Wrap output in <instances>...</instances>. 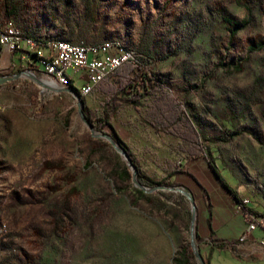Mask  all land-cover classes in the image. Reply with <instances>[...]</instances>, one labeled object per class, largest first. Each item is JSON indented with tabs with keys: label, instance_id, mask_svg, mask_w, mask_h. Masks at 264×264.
Returning <instances> with one entry per match:
<instances>
[{
	"label": "rangeland",
	"instance_id": "obj_1",
	"mask_svg": "<svg viewBox=\"0 0 264 264\" xmlns=\"http://www.w3.org/2000/svg\"><path fill=\"white\" fill-rule=\"evenodd\" d=\"M224 17L245 27L230 36ZM7 19L21 35L44 42L133 51L138 62L130 63L129 79L143 93V74L154 76L185 115L196 116L187 117L191 128L182 127L183 135L205 147L200 135L213 140L208 149L220 179L264 217V48L249 52L264 43V0H0V27ZM231 64L242 72L223 67ZM20 71L26 70L11 75ZM124 97L81 96L83 114L110 136H117L114 123L136 124L138 135V123L151 129L157 140L151 151L141 143L119 146L135 159L141 184L170 187L168 170L193 159L187 145L145 124L149 96L138 109ZM119 165L127 167L106 141L91 136L73 96L24 78L1 85L0 264H173L188 247L192 255L189 203L157 191L148 194L150 203L132 206L133 184L121 179ZM255 233L264 239L263 230ZM211 264L249 263L221 257Z\"/></svg>",
	"mask_w": 264,
	"mask_h": 264
},
{
	"label": "crops",
	"instance_id": "obj_2",
	"mask_svg": "<svg viewBox=\"0 0 264 264\" xmlns=\"http://www.w3.org/2000/svg\"><path fill=\"white\" fill-rule=\"evenodd\" d=\"M19 68L21 67L18 56L3 50L0 55V77L10 76ZM76 82L72 80L71 86L73 87ZM77 83L81 85V82ZM138 125L143 134H136V124L132 127L127 123H114L112 128L124 144L134 147L141 143L142 148L149 152L157 143L156 136L152 135L151 129L144 128L143 124ZM127 128H133V132L127 133ZM171 171L169 173L168 170L169 180L185 189L195 202L196 241L207 264L221 257L249 264L264 263V248L258 244L260 235L255 233L248 241L239 242L245 225L237 210L238 197L233 189L230 188L233 192L231 193L224 187L211 171L207 158L203 156L193 158L176 169L172 168Z\"/></svg>",
	"mask_w": 264,
	"mask_h": 264
},
{
	"label": "trees",
	"instance_id": "obj_3",
	"mask_svg": "<svg viewBox=\"0 0 264 264\" xmlns=\"http://www.w3.org/2000/svg\"><path fill=\"white\" fill-rule=\"evenodd\" d=\"M8 22H13L12 19H8ZM14 23V22H13ZM222 23L225 25L227 31L230 33V36L236 35L241 29L245 27V21L241 23H235L230 17H224L222 19ZM22 37L26 40H30L34 42L38 48H40V51L47 48L46 42L41 41L40 39H36L34 37L22 35ZM52 42H66V41H49V43ZM68 43V42H67ZM71 44V43H70ZM113 47V46H112ZM264 48V43L259 42L256 45H253L249 48L250 53L258 52ZM115 49H120L123 51H129L124 49L123 47H120L119 45H115ZM131 64L126 63L122 65L120 68L115 70L113 73L105 77L92 91V93H96L97 95H101L104 98H113L121 95H124L123 102L125 105H128L134 109H138L143 100L146 96H149L151 99V105L148 106L149 109H147V121H145V124H149L152 127L155 128H163L167 135H171L177 139L180 140V142L184 141L183 143L187 145V153L191 155L192 158L200 157V156H206L208 159V164L211 169V171L215 174V176L221 181L224 187H226L231 193L232 190L220 179L218 170L215 166V163L213 161V158L211 157V151L208 149L213 144V140L208 139L207 137H204L200 135V137L203 139V141L207 144L206 147L203 146L198 140L192 141L190 138L185 137L184 131L182 130V127L191 128L187 123V117H191L196 121V116L193 114H184L180 107L176 105V103L172 100L169 92L164 89V86L161 84L159 79H156L154 76H149L147 74H143V79L140 80L141 87L143 88V93L140 92L139 84H137L136 81L133 79H129V74L131 73ZM224 68H228L232 70V73H240L242 72V66L240 64H231L229 66H223ZM73 88V87H72ZM77 93H79V89L73 88ZM91 93V94H92ZM84 102V100H83ZM114 110H117V107L114 106ZM111 137L116 141L118 145L124 146L123 143L120 141V139L115 135L112 134ZM127 155L130 157L131 162L136 165L135 159L130 155L128 150L124 148ZM119 176L124 182H129L131 177L128 168L125 165H119ZM153 185H156L157 183H154L150 180H148ZM167 186H174V184L169 181H167ZM128 194L132 198L131 199V205L136 206L139 201H144L146 203L151 202V196H148L144 194L139 189L133 187L132 185H128ZM126 189V190H127ZM117 192H121L118 188V185L116 187ZM121 193H126V191H123ZM173 194V193H172ZM176 197L183 201V197L180 195H176ZM236 197V196H235ZM236 201L239 202L240 200L236 198ZM161 208H165L164 203L160 205ZM247 209V208H246ZM166 213L171 216L172 219L179 218V216L176 213H173L170 209H166ZM254 214H256L251 209H247ZM186 217L187 219L183 222L185 231H188V218H189V212L186 211ZM198 245V244H197ZM199 246V245H198ZM193 258V256L189 252V247L187 249L179 251V253H176V256L173 259V264H188L189 261ZM188 262V263H187Z\"/></svg>",
	"mask_w": 264,
	"mask_h": 264
},
{
	"label": "built area",
	"instance_id": "obj_4",
	"mask_svg": "<svg viewBox=\"0 0 264 264\" xmlns=\"http://www.w3.org/2000/svg\"><path fill=\"white\" fill-rule=\"evenodd\" d=\"M48 51H40L38 46L20 43V37L12 28L8 19L0 27V55L6 50L17 55L19 65L34 75H43L46 81L55 87H63V72H70L71 80L81 82L86 96L90 95L96 85L126 63H137L133 51L121 52L113 47L84 46L81 44L58 45L49 43ZM247 199L237 202V210L242 216L245 229L239 238L240 242L248 241L261 229L264 231V217H258L246 209ZM264 247V239L258 242Z\"/></svg>",
	"mask_w": 264,
	"mask_h": 264
},
{
	"label": "water",
	"instance_id": "obj_5",
	"mask_svg": "<svg viewBox=\"0 0 264 264\" xmlns=\"http://www.w3.org/2000/svg\"><path fill=\"white\" fill-rule=\"evenodd\" d=\"M21 78L32 81L33 83H35L40 88H42L44 90H49L55 94L67 93V94L73 96L76 100L78 115H79L80 119L82 120V122L89 128L91 136L94 139L106 141L112 147V149L115 151V153L123 158L127 167L131 169L130 177H131V182L133 184V187L139 189L140 191H142L146 195L155 193L157 191H167L170 193L180 195L181 197H183L184 200H186L189 203V206H190V222H189V246H190V250H191L193 259L196 261L197 264H205L203 261V258L201 256L199 247L196 243V235H195L196 206H195V202H194L193 198L191 197V195L179 187L156 186V187L147 188L143 184H141L137 179V170L135 169V167L131 163V160L128 157L126 151L123 148H121L110 135L105 134L103 132L96 131L95 128L87 121V119H86V117L82 111L81 96L75 90L58 88L55 86L50 87V86L46 85L41 79L37 78L34 74L27 72V71H20L15 75L0 77V86L4 85L6 83H9V82L16 81V80L21 79Z\"/></svg>",
	"mask_w": 264,
	"mask_h": 264
},
{
	"label": "bare ground",
	"instance_id": "obj_6",
	"mask_svg": "<svg viewBox=\"0 0 264 264\" xmlns=\"http://www.w3.org/2000/svg\"><path fill=\"white\" fill-rule=\"evenodd\" d=\"M8 23H12V28L14 29L15 33L20 37V43L22 44H25V45H29V46H37L34 42L30 41V40H26L22 37V35L17 31L16 27L14 26L13 22H8ZM52 43H57L58 45H72L70 43H67V42H52ZM48 51V45H47V48H45L44 50L42 51ZM121 52H127V51H123V50H120ZM43 81V80H42ZM46 85L50 86V87H54V84L49 82V81H43ZM71 76H70V72H63V86H65L66 89H71L69 88V86H71ZM58 88H63V87H58ZM79 94L81 96H86V93L84 91L83 88H81L79 90Z\"/></svg>",
	"mask_w": 264,
	"mask_h": 264
}]
</instances>
